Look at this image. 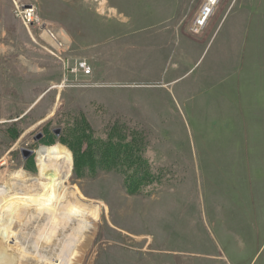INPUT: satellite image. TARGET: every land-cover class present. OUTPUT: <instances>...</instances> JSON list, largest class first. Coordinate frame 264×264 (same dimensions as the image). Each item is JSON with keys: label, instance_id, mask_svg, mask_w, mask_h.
Returning <instances> with one entry per match:
<instances>
[{"label": "rangeland", "instance_id": "374dc122", "mask_svg": "<svg viewBox=\"0 0 264 264\" xmlns=\"http://www.w3.org/2000/svg\"><path fill=\"white\" fill-rule=\"evenodd\" d=\"M18 1L65 49L35 45L0 0V174L38 177L40 149L69 150L67 207L95 225L81 264H264V0H223L198 36L202 0ZM80 119L94 139H136L138 192L102 162L79 171Z\"/></svg>", "mask_w": 264, "mask_h": 264}, {"label": "bare ground", "instance_id": "6f19581e", "mask_svg": "<svg viewBox=\"0 0 264 264\" xmlns=\"http://www.w3.org/2000/svg\"><path fill=\"white\" fill-rule=\"evenodd\" d=\"M36 161L38 177L22 170L0 174V264H81L95 225L87 212L67 207L70 153L60 146L40 149Z\"/></svg>", "mask_w": 264, "mask_h": 264}, {"label": "trees", "instance_id": "16d2710c", "mask_svg": "<svg viewBox=\"0 0 264 264\" xmlns=\"http://www.w3.org/2000/svg\"><path fill=\"white\" fill-rule=\"evenodd\" d=\"M78 124V127L83 124L84 128L82 130L78 128L79 130H74L75 133L70 135L73 141L72 147L78 151L82 144H88L86 155L77 159L79 171L91 164L95 166L98 162H102L106 171H117L123 174L125 183L130 187V193L138 192L142 181L149 177V163L143 157L138 156L141 150L136 139L126 141L125 135H121L120 128H114L112 135L108 136L106 141L97 140L92 138L89 132H86L88 126L82 119ZM140 131L143 138L147 136L145 131ZM114 137L119 139L118 142L112 141ZM98 157L100 159H97Z\"/></svg>", "mask_w": 264, "mask_h": 264}, {"label": "built area", "instance_id": "2783aa9c", "mask_svg": "<svg viewBox=\"0 0 264 264\" xmlns=\"http://www.w3.org/2000/svg\"><path fill=\"white\" fill-rule=\"evenodd\" d=\"M10 1L13 6L12 11L14 17L24 27L30 40L38 47L44 49L52 57L62 62L61 56L65 46H63L59 35L45 23L35 6L22 4L18 0ZM222 3L223 0H202L196 13L187 25V32L194 36L202 34ZM64 64L66 65V62ZM68 67L69 65L67 64ZM69 70L73 74L78 72L89 73L85 62L74 64V69Z\"/></svg>", "mask_w": 264, "mask_h": 264}, {"label": "water", "instance_id": "95a60500", "mask_svg": "<svg viewBox=\"0 0 264 264\" xmlns=\"http://www.w3.org/2000/svg\"><path fill=\"white\" fill-rule=\"evenodd\" d=\"M44 94L45 93H43V96H44ZM42 98V97H41ZM56 135H58V133H56ZM41 135H38V137L36 138V141H38V140H40L41 139ZM57 145H59V144H57ZM59 146H61V145H59ZM62 147V146H61ZM63 148H65V147H63ZM68 150V149H67ZM69 151V150H68ZM22 153L26 156V157H28V156H30L32 153L31 152H29V151H27V150H22Z\"/></svg>", "mask_w": 264, "mask_h": 264}, {"label": "crops", "instance_id": "0c3cea01", "mask_svg": "<svg viewBox=\"0 0 264 264\" xmlns=\"http://www.w3.org/2000/svg\"><path fill=\"white\" fill-rule=\"evenodd\" d=\"M170 85H172V84H170ZM173 85H176V83L174 82V84Z\"/></svg>", "mask_w": 264, "mask_h": 264}, {"label": "flooded vegetation", "instance_id": "af4514ba", "mask_svg": "<svg viewBox=\"0 0 264 264\" xmlns=\"http://www.w3.org/2000/svg\"><path fill=\"white\" fill-rule=\"evenodd\" d=\"M42 138V137H41Z\"/></svg>", "mask_w": 264, "mask_h": 264}]
</instances>
